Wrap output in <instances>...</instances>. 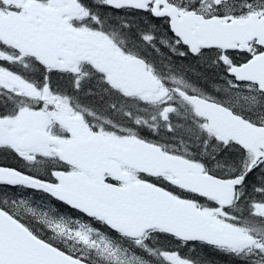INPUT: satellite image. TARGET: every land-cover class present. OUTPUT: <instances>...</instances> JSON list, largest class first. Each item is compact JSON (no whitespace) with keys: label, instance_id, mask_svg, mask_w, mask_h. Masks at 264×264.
Listing matches in <instances>:
<instances>
[{"label":"snow or ice","instance_id":"1","mask_svg":"<svg viewBox=\"0 0 264 264\" xmlns=\"http://www.w3.org/2000/svg\"><path fill=\"white\" fill-rule=\"evenodd\" d=\"M0 264H264V0H0Z\"/></svg>","mask_w":264,"mask_h":264}]
</instances>
